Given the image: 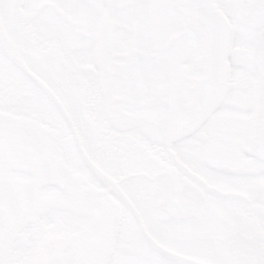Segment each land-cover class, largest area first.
<instances>
[{
	"label": "snow or ice",
	"instance_id": "snow-or-ice-1",
	"mask_svg": "<svg viewBox=\"0 0 264 264\" xmlns=\"http://www.w3.org/2000/svg\"><path fill=\"white\" fill-rule=\"evenodd\" d=\"M0 264H264V0H0Z\"/></svg>",
	"mask_w": 264,
	"mask_h": 264
}]
</instances>
